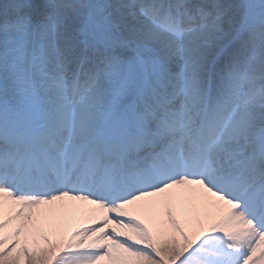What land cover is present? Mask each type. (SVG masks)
I'll return each mask as SVG.
<instances>
[{
  "label": "snow or ice",
  "instance_id": "1",
  "mask_svg": "<svg viewBox=\"0 0 264 264\" xmlns=\"http://www.w3.org/2000/svg\"><path fill=\"white\" fill-rule=\"evenodd\" d=\"M0 264H264V0H0Z\"/></svg>",
  "mask_w": 264,
  "mask_h": 264
},
{
  "label": "bare ground",
  "instance_id": "2",
  "mask_svg": "<svg viewBox=\"0 0 264 264\" xmlns=\"http://www.w3.org/2000/svg\"><path fill=\"white\" fill-rule=\"evenodd\" d=\"M70 210H75L74 212H69L64 218L61 219L59 223V231L63 234V239L66 241L71 233L76 230L78 227L82 226L84 223V215L83 213L86 212L91 206L85 204L81 201H67L66 202ZM189 207L193 209V223L195 224L199 217H197L196 212L194 210L195 206L189 201ZM146 222H151L145 217Z\"/></svg>",
  "mask_w": 264,
  "mask_h": 264
}]
</instances>
